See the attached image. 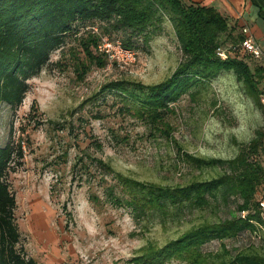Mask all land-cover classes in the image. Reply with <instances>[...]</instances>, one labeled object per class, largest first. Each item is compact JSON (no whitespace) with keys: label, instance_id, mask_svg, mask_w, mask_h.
<instances>
[{"label":"rangeland","instance_id":"1","mask_svg":"<svg viewBox=\"0 0 264 264\" xmlns=\"http://www.w3.org/2000/svg\"><path fill=\"white\" fill-rule=\"evenodd\" d=\"M97 35L93 50L105 64L77 66L70 49L78 44L69 40L29 80L17 110L0 107V144L12 123L25 152L8 181L17 199L21 244L38 264H134L148 244H163L205 218L229 214L215 202L165 223L139 224L107 189L117 180L97 159L138 180L183 184L218 171L195 167L186 154L232 157L264 126V94L261 109L231 71H222L196 97L183 95L161 118L136 111L132 99L101 86L119 79L151 84L169 76L180 59L170 22L147 45L140 43L133 61L100 50L103 35ZM235 48L247 52L240 43ZM218 246L215 240L205 249Z\"/></svg>","mask_w":264,"mask_h":264},{"label":"trees","instance_id":"2","mask_svg":"<svg viewBox=\"0 0 264 264\" xmlns=\"http://www.w3.org/2000/svg\"><path fill=\"white\" fill-rule=\"evenodd\" d=\"M168 22L180 52L173 72L151 84L109 81L100 91L114 90L123 99H132L136 111L150 110L161 118L183 95L196 97L222 71H231L244 93L263 109V56L238 52L235 46L242 45L245 37L242 26L238 29L214 6L194 0H0V107L6 104L17 110L29 90V80L69 40L78 44L76 50L70 49L75 63L87 69L93 61L105 64L93 50L97 34L137 50L140 43L147 45L162 33ZM91 25L98 32H92ZM24 154L11 123L0 144V264H38L21 244L17 199L8 181L9 174L23 164ZM186 156L195 167L216 168L217 173L183 184H160L126 176L97 159L117 180L107 189L139 224L154 219L165 223L215 202L228 208L225 217L205 218L163 244H148L133 263L264 264V236H256L262 220L259 200L264 196V126L240 143L232 157ZM215 240L219 246L206 250L205 245Z\"/></svg>","mask_w":264,"mask_h":264},{"label":"crops","instance_id":"3","mask_svg":"<svg viewBox=\"0 0 264 264\" xmlns=\"http://www.w3.org/2000/svg\"><path fill=\"white\" fill-rule=\"evenodd\" d=\"M214 6L239 29L245 26L263 50L264 60V0H194Z\"/></svg>","mask_w":264,"mask_h":264},{"label":"built area","instance_id":"4","mask_svg":"<svg viewBox=\"0 0 264 264\" xmlns=\"http://www.w3.org/2000/svg\"><path fill=\"white\" fill-rule=\"evenodd\" d=\"M89 28L92 32H98V27L96 25H91ZM242 31L245 35L242 41L243 48L255 58H261L263 56V50L259 46L254 36L248 32V29L245 26L242 27ZM101 39L102 41L99 45L100 50L104 49L105 51H109L113 49L115 53L118 54V56H121L122 59L129 61H133L135 59L137 50L124 47L119 39L111 40L107 36H102ZM114 56L115 54L111 55V57ZM259 206L261 208L260 212L262 220L257 225L256 236L260 238L261 236H264V196L260 198Z\"/></svg>","mask_w":264,"mask_h":264}]
</instances>
